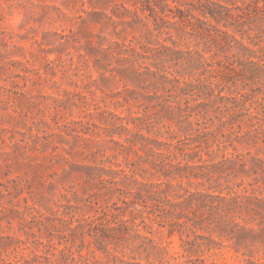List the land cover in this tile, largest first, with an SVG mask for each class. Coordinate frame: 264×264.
<instances>
[{
    "label": "rangeland",
    "instance_id": "rangeland-1",
    "mask_svg": "<svg viewBox=\"0 0 264 264\" xmlns=\"http://www.w3.org/2000/svg\"><path fill=\"white\" fill-rule=\"evenodd\" d=\"M135 1L0 0V258L27 247L55 254L52 264H199L183 254L186 222L206 264H264V4L228 29L255 51L248 58L139 11L144 26L123 9ZM104 171L130 176L113 179L141 215L128 225L153 243L131 232L103 253L99 234L82 231V215L121 205ZM183 188L205 206L168 205ZM233 223L256 235L230 239Z\"/></svg>",
    "mask_w": 264,
    "mask_h": 264
},
{
    "label": "trees",
    "instance_id": "trees-1",
    "mask_svg": "<svg viewBox=\"0 0 264 264\" xmlns=\"http://www.w3.org/2000/svg\"><path fill=\"white\" fill-rule=\"evenodd\" d=\"M245 1L248 2V0H136L133 2L134 10H128L123 7L125 12L132 13L136 21L142 22L144 26L147 25V23L143 22V19L139 15V11L144 14L148 13L147 17L152 18L154 22L161 21L168 22V23H181L182 26L188 27L191 30V34L195 35L197 37L208 39L212 42V44L216 47H218L220 50L224 49H234V46H236L237 53L240 54L242 57L248 58H254L255 51L249 47L248 44L243 43V37H241L240 40H238L234 34H231L228 29L229 27H233L238 29V27L242 26L241 16L242 14H252L255 13L256 7H254L257 3L264 4V0H253L251 4H247ZM254 7V8H253ZM0 9H2L0 7ZM243 9H250L247 10V12H243ZM255 9V11L253 10ZM235 12V14L233 13ZM109 18V17H108ZM110 19V18H109ZM171 20H173L171 22ZM222 26L223 29H221L219 26ZM154 29H159V27L154 24ZM249 39L252 38L250 36H247ZM252 43V42H251ZM130 48V46H128ZM167 48V47H165ZM133 50L135 55H137L139 58H144L140 53H137L134 51L133 48H130ZM247 55V56H246ZM201 60H203V66L208 67V64L206 63L207 60L201 56ZM209 63V62H208ZM248 64H251L253 66V69L248 70L251 75L258 74L261 70V65L258 63H255L253 61H249ZM210 66V64H209ZM167 78V77H166ZM169 79V78H167ZM169 82H175L179 83L177 79H169ZM188 81L182 80V83L184 85H188ZM205 87V89H208V92L205 94L200 87ZM172 89L176 90V86H171ZM180 89V88H179ZM200 95H210L211 89L208 84L201 83L198 84L197 88ZM158 99V105L160 107L165 106L166 102L164 101L162 103V100L160 98ZM171 108L169 107L166 109V112H168ZM187 112V110H185ZM189 113H192V110L189 111ZM123 127V126H122ZM124 128V127H123ZM123 146V145H121ZM124 147V146H123ZM103 175H106L107 177H112L106 180H102L104 182H107L108 184H111V190L108 191V193H112L116 195L117 201L120 202V206L117 204V202H113L111 206H105V208L98 207V210L95 215L92 216H81L82 224L84 228H81L82 231L85 229L87 230L88 235L92 236L90 233L93 231L95 234H99V237L102 241H104L106 246H104L103 253H109V251L106 249L107 245H113L114 248H117V243L129 241L130 239H134L131 232L136 235L138 238H145L152 243L154 242L152 239H149L147 237H144L140 234H138V231L135 230L134 226H129L130 224H134V220L138 217H141V215H136L131 210H128L130 208H133L134 204L136 202L133 200L132 193L128 191H124L122 189H119L117 187L118 181H115V175L117 173H120L125 177L126 179L130 178L128 174H125L124 171L121 172H102ZM181 175V174H180ZM181 177V176H180ZM185 177V176H183ZM175 179V178H174ZM135 183H138L135 181ZM141 186L144 185L141 183ZM184 194H175V198L178 199L177 202H170L169 200L165 199L166 203L168 205H171L172 207H177L180 205H190L193 202L197 204V206H205L202 198H204L206 195L199 192H189L188 190H185L183 188ZM195 197V198H194ZM212 198L211 196H209ZM94 205H98L95 203ZM25 209L29 210L28 215L31 219V222H35L36 227L38 226V231H40L41 227L45 228V217L43 214H41L39 211H37L34 207H30L29 205H26ZM113 210V212L111 211ZM101 213V216L97 213ZM128 212V213H127ZM129 214V217L131 220H123V217H126V215ZM111 217V218H108ZM84 217V218H83ZM118 219V221H117ZM113 226L110 228V225ZM233 228H237V230H229V232L226 234L227 237L230 239H233L234 237H239L241 234H250L252 236L256 235V231L253 228H247L240 226L236 223H233ZM82 227V226H80ZM87 227V228H86ZM195 227L193 225H188L186 222L183 223V229L178 230L180 234V238L182 241V250L183 254L185 256H191L195 257L194 261L198 262L199 264H206L205 260L202 258L203 250H201L202 244L198 243L197 240L199 237L195 232ZM96 231V232H95ZM173 233L172 231H169V235ZM35 238V243L37 245H41L44 247L52 246L49 243V239L47 241L43 242L41 241L40 237L37 238L35 234H33ZM184 236V238H182ZM135 240V239H134ZM24 244V242L22 241ZM102 246V244H101ZM141 247V245H139ZM27 248V247H26ZM17 251L14 249V255L18 256L19 260L15 262H9L5 261L4 259L0 258V264H41L40 260H44L46 264L53 261V257H55V254L48 252H44L43 255H39L35 253L34 251H30L28 254H24L23 250ZM54 248V247H53ZM154 248H157L154 246ZM58 252H61V250H57ZM51 255V256H50ZM116 259L118 257L114 255ZM172 261H167L166 264H176L177 259L173 256ZM80 258L82 256L80 255ZM123 263H126L124 260H121ZM247 264H262L261 262L246 260ZM259 261V260H257ZM127 264H130V262H127ZM136 264V263H132ZM141 264V263H137Z\"/></svg>",
    "mask_w": 264,
    "mask_h": 264
}]
</instances>
